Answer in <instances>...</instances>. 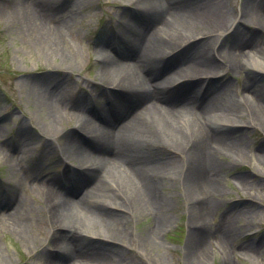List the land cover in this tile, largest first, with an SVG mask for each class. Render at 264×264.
<instances>
[{
	"label": "rangeland",
	"instance_id": "374dc122",
	"mask_svg": "<svg viewBox=\"0 0 264 264\" xmlns=\"http://www.w3.org/2000/svg\"><path fill=\"white\" fill-rule=\"evenodd\" d=\"M184 1L193 4L201 14L216 8L218 12L227 16L230 28L227 31L225 29L216 31L210 40L207 37L205 39L198 37L196 39L200 43L195 39L189 40L180 46L182 50H170L171 55L165 61H161L162 63L156 62L155 68H159L160 71L165 67L174 70V66L184 65L197 58L201 48L204 61L214 63L219 68L224 67V71L213 70L209 76L203 75L202 79L191 80L198 82L199 86L196 85V89L202 87L200 94L205 96L204 99L217 93L220 100L249 113L251 112L249 105L239 106L237 100L245 92L252 103L264 107V30L262 28L259 30V26L242 18L241 11L246 0ZM23 2L30 3L32 9L37 11L38 18L44 17L48 24L61 29L60 33L64 38L60 48L63 53L49 49L50 47L46 45L38 46L32 43L27 23L11 14V11L14 12V9ZM141 7L142 4L136 0H0V196L6 188L10 166L19 168L23 160L22 164L26 169L25 182L15 188L12 201L0 203V211L4 210L3 208L11 210L16 197L23 194L21 196L24 199L25 210L15 207L16 210L13 212L19 214L18 219L24 218V229L33 237L32 242L24 241L10 228L1 226L0 255L4 262L0 264H43L42 256L44 258L50 256L53 261L62 264H72L70 260L62 262L63 254L52 248L50 244L52 228L48 214L43 210L41 202L35 200L37 194L32 187L38 181L50 185L54 184L52 182L62 184L60 179L64 178V170L68 167L72 168L76 176H79L77 171L82 172L89 167L91 164H87L89 161L78 152V146L64 143L66 136L74 138L76 136L73 134H77L80 137H87V134L83 125L76 124L75 120L58 127L54 120L55 111L53 112L54 109L47 99L49 97L56 99L55 110L59 114L65 112L70 116L85 118L87 112L91 114V104L97 108L105 106L111 116L116 114L117 102L124 99L122 97L126 94L122 93L121 87L116 86L117 71L111 74L101 72L103 65L101 62L104 61L106 53L99 45L108 37L112 39L116 37L115 40L122 44L120 37L124 19L133 18L134 25L127 27L128 32L125 35L130 41L134 39L132 32L140 33L141 29L144 34L160 26L158 21L150 23L148 21L151 19L143 18ZM214 36L219 37V40L215 41ZM242 36L245 40L257 42V49L253 50V54L257 55L263 70L248 66L249 64H244V69L232 68L231 64L235 59L226 56L221 48L228 45L231 50L236 51L238 45L235 42ZM106 51L112 57L120 59L113 48ZM244 51L249 52L248 49ZM193 66L204 74L203 70L196 68V65ZM156 69L152 73V76L157 78L155 81L160 78ZM175 71L176 68L173 76L178 78L188 74L187 71L190 69L187 68L183 72ZM168 81L170 79H165L161 83ZM248 81L253 84V88L249 90L245 87ZM117 95L119 97L116 100ZM79 97L83 98L85 107L83 112L71 109L78 104ZM114 101H117L116 105ZM148 102L149 100L141 101L133 105L123 119L142 109ZM239 120L248 122L246 117ZM183 121L184 119H178L176 123L183 131H188L189 127H186ZM234 121L237 120L231 119L220 123L216 120V124L224 126L232 138L243 141L245 159L240 160L237 155L230 153L224 156L218 154V163L222 166L219 173L221 176L219 185L222 190L219 195L213 197L215 206L209 224L204 229L196 231L195 239L209 252L205 264H264V164L258 161L257 156L264 152V127L255 122L254 125L232 124ZM86 130L96 133V129L92 127ZM99 136H102V133ZM136 146L134 143L129 148L134 149ZM93 147L94 149L90 150L97 154V157L92 161L100 167L99 172L94 174L95 178L101 176L107 184L105 189L115 197L121 199L124 193L130 194L131 192L127 191L121 182L124 179L114 177L117 175V168L103 163L105 155L102 145L99 143ZM166 154L170 155L168 151ZM6 155L11 156L9 161ZM176 170L177 168L173 167L169 174L168 172L160 174L163 185L161 191L167 196L169 206L166 212L167 222L157 232V237L152 238V244L145 246L147 234L156 227L155 217L149 209L143 208L137 212L133 210L130 212L131 215L117 226L121 232L117 239L122 248L116 252L115 258L120 264H187L186 244L189 239L192 208L182 178ZM236 173L249 178L247 185L252 188L248 190L240 188L234 180ZM48 178L52 180L49 181ZM93 182L94 180L84 183L76 180L65 183L63 187L79 189L80 196L82 190L89 187L91 189L89 191L94 192ZM76 198L78 194L72 200L76 202ZM250 204L253 207L247 209ZM125 206H128V203ZM11 216L12 214L4 215L6 218ZM79 226L80 230L87 231L85 233H95L79 241L82 248L91 247L95 251L104 252L109 246V239L116 238L115 235L102 233L99 228L85 227L84 220ZM231 231H234V235L227 241L228 255L225 257L219 241ZM246 244L252 248L249 250L250 253L243 249L242 245Z\"/></svg>",
	"mask_w": 264,
	"mask_h": 264
},
{
	"label": "bare ground",
	"instance_id": "6f19581e",
	"mask_svg": "<svg viewBox=\"0 0 264 264\" xmlns=\"http://www.w3.org/2000/svg\"><path fill=\"white\" fill-rule=\"evenodd\" d=\"M136 2L142 4L140 12L143 18L151 19L148 21L150 23L154 20L158 21L160 26L158 25L144 34L141 29H139L140 33L132 32V36H134V39L131 40L132 43L125 35L128 32L127 27H131L133 24V18L124 19L120 37L122 44L115 40L116 37L113 39L108 37L99 45L100 49L106 53L104 61L101 62L103 64L101 72L111 74L117 71L116 86L121 87L122 93L126 94L120 102L114 101L115 105L117 102L116 114L111 116L105 106L97 108L92 104L91 114L87 112L85 118L70 116L65 112L59 114L55 110L56 99L53 97L47 99L54 109H52L53 112L55 111L54 120L58 127L71 120H75L76 124L83 125L87 137L73 134L76 137L66 136L64 143L66 142L69 146H78V152L89 161L87 164L91 165L82 172L77 171L79 176H76L72 168L68 167L67 170H64V178L60 179L62 184L52 182L54 184L50 185L45 182H36L32 187L35 190L34 193L37 194L35 200L41 202L43 210L48 214V221L52 228L50 244L52 248L63 254L62 262L70 260L72 264H120L115 258L116 252L122 248L117 239V236H121L117 226L121 225L123 219L130 216V212L133 210L137 212L142 211L143 208L149 209L155 217L156 227L154 231L147 234L145 246L152 244V238L157 237V232L167 222L166 212L169 206L167 196L161 191L163 185L160 174L162 172L169 174L173 167L177 168L176 171L182 178L192 208L189 239L186 244L187 264H205L209 252L199 240L196 241L195 233L198 229H204L209 224L215 206L213 197L219 195L222 190L219 185L221 181L219 173L222 166H219L218 154L224 156L230 153L237 155L240 160L245 159L243 141L232 138L228 134V130L219 123L233 119L237 121L232 124L254 125L255 122V124L264 127V107L252 103L245 92L237 100L239 106L249 105L251 109L249 113L240 111L236 105L220 100L217 93L210 95L207 99H204V95L200 97L198 94L202 87L195 88L196 85L199 86L198 82L187 83L185 80L203 75L209 76L213 70L217 69L224 71V67L219 68L214 63L204 61L201 56V48L197 58H193L184 65L174 66L175 72H183L189 68L188 74L175 78L173 76L175 68L173 70V68L165 67L162 71L155 68L156 62L162 63L161 61H165L171 55L170 50H182L180 46L189 40L195 39L200 43L196 38L203 37L202 39H205L207 37L210 40L216 31L223 29L227 31L230 27L226 15L218 12L216 8L201 14L193 4L184 0H136ZM11 14L27 23L32 43L38 46L46 45L50 47L49 49L63 53L60 48V43L64 38L60 33L61 29L57 27L58 30L55 26L48 24L44 17L43 19L38 18L37 11L32 9L29 2L18 5L14 12L11 11ZM241 16L251 24L259 26V30H261L260 28L264 30V0H259V2L246 0ZM214 40L218 41L219 37L214 36ZM235 44L238 45L236 51L231 50L228 45L221 48L226 56L235 59L231 64L234 70L244 69V64L263 70V65L257 59V55L253 54V50L257 49V42L245 40L242 36ZM128 45L130 47H127ZM109 48H113L119 54L120 59L108 54L106 50ZM244 49H248L249 52L246 53ZM250 50L252 51L250 52ZM193 65L203 70L204 74L198 72ZM155 69L157 76L160 77L157 81H155L157 78L152 76ZM165 79H170V81L161 83ZM245 87L248 90L252 89V82L248 81ZM254 91L257 92V90ZM117 97L119 96H116V100ZM147 100H149L148 104H144L142 109L123 119V116L131 110L133 105ZM71 109L83 112L85 109L83 98L79 97L78 104ZM245 117L248 120L247 123L246 120H239L245 119ZM178 119H184L186 127H189L188 131H183L178 127L176 123ZM216 120L219 121L218 124H216ZM58 127L55 126L56 129ZM88 127L95 128L96 133L86 130ZM100 133L102 136H99ZM99 143L102 145L103 155H105L102 159L103 163L117 168V175L114 177L120 180L124 179L121 182L126 190L131 192L128 194L129 197L125 193L121 199L115 197L105 189L107 184L101 179V176L98 175L95 178L94 174L99 172L100 167L94 163L97 154H94L90 149H94L93 146ZM134 143L137 146L134 149L129 148ZM171 145H176V147ZM166 151L170 154L169 156ZM257 156L258 161L264 164V152H260ZM10 157L6 155L7 161ZM22 163L20 169L14 165L10 166L8 182L0 196V203L3 204L6 200L12 201L15 188L25 182L26 169ZM48 180L52 179L48 178ZM76 180L83 183L94 180V192L89 191V187L82 190L79 196V189L71 190L63 187L66 185L65 183ZM234 180L242 189L252 188L247 185L249 178L244 175L236 173ZM77 194L78 198L75 202L72 198ZM21 195L23 194L16 197L11 210L3 208L4 210L0 211V227H8L19 234L24 241L32 242L33 237L24 229V218L18 219L19 214L14 213L15 207L25 210L24 199ZM127 203L128 206H125ZM251 207L253 205L250 204L247 209ZM9 214L12 216L4 217ZM82 220L86 223L85 227L99 228L102 233L116 236V238L109 239V246L104 252L95 251L91 247H80L81 239L95 235V233H85L87 231L79 229ZM228 232L219 241L224 249L225 257L228 255L227 241L234 235V231L229 234ZM242 246L245 251L250 253L249 250L252 249L250 245ZM42 258L43 264H62L53 261L50 256L47 258L42 256ZM2 261L4 262L0 255V262Z\"/></svg>",
	"mask_w": 264,
	"mask_h": 264
}]
</instances>
